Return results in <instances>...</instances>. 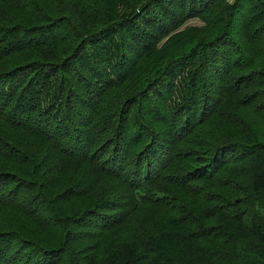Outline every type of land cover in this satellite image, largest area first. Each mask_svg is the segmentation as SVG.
I'll use <instances>...</instances> for the list:
<instances>
[{
	"label": "trees",
	"instance_id": "trees-1",
	"mask_svg": "<svg viewBox=\"0 0 264 264\" xmlns=\"http://www.w3.org/2000/svg\"><path fill=\"white\" fill-rule=\"evenodd\" d=\"M0 264H264V0H0Z\"/></svg>",
	"mask_w": 264,
	"mask_h": 264
},
{
	"label": "rangeland",
	"instance_id": "rangeland-1",
	"mask_svg": "<svg viewBox=\"0 0 264 264\" xmlns=\"http://www.w3.org/2000/svg\"><path fill=\"white\" fill-rule=\"evenodd\" d=\"M202 22L201 21H198L196 19H192V20H189L186 25H201Z\"/></svg>",
	"mask_w": 264,
	"mask_h": 264
},
{
	"label": "bare ground",
	"instance_id": "bare-ground-1",
	"mask_svg": "<svg viewBox=\"0 0 264 264\" xmlns=\"http://www.w3.org/2000/svg\"><path fill=\"white\" fill-rule=\"evenodd\" d=\"M218 27V26H217ZM188 35V34H187Z\"/></svg>",
	"mask_w": 264,
	"mask_h": 264
}]
</instances>
